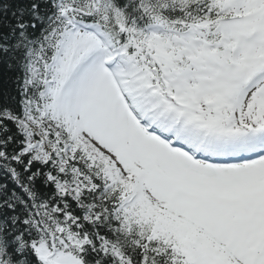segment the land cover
<instances>
[{
    "label": "snow or ice",
    "instance_id": "snow-or-ice-1",
    "mask_svg": "<svg viewBox=\"0 0 264 264\" xmlns=\"http://www.w3.org/2000/svg\"><path fill=\"white\" fill-rule=\"evenodd\" d=\"M0 264H264V0H0Z\"/></svg>",
    "mask_w": 264,
    "mask_h": 264
}]
</instances>
